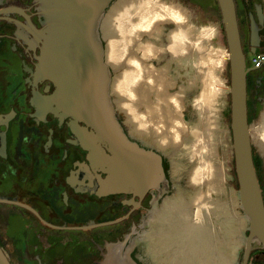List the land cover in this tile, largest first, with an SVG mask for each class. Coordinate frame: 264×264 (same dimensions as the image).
I'll return each mask as SVG.
<instances>
[{
    "label": "flooded vegetation",
    "instance_id": "1",
    "mask_svg": "<svg viewBox=\"0 0 264 264\" xmlns=\"http://www.w3.org/2000/svg\"><path fill=\"white\" fill-rule=\"evenodd\" d=\"M145 2L153 9L179 7L161 20L146 44L147 82L153 96L172 102L182 120L180 98L166 91L164 68L150 61L161 52L184 57L193 48L202 51L203 63L211 66L201 89L209 100L221 88L213 69L223 59L229 100L225 119L232 147L234 46L245 76L252 152L264 198V0H234V35L227 30L219 0H112L99 11L96 32L108 66L113 117L128 144L115 148L102 142L104 158L95 157L80 142L72 118L53 100L57 86L47 75L57 61L53 44L73 32L66 26L69 13L60 11L61 0H0V245L12 264H105L110 251L122 243L124 248L116 252L132 264H184L168 260L169 248L160 244L168 231V210L174 207L170 158L159 144L131 130L112 93L115 69L106 60L105 34L116 12ZM77 27L81 35L85 30ZM113 28L117 36L118 25ZM207 41L214 46H207ZM78 125L92 130L83 121ZM206 127L211 128L208 119ZM235 188V250L213 264L243 262L249 221L239 185ZM248 264H264V247L258 240L252 242Z\"/></svg>",
    "mask_w": 264,
    "mask_h": 264
},
{
    "label": "water",
    "instance_id": "2",
    "mask_svg": "<svg viewBox=\"0 0 264 264\" xmlns=\"http://www.w3.org/2000/svg\"><path fill=\"white\" fill-rule=\"evenodd\" d=\"M111 1L61 0L63 7L60 11L72 15H66V26L73 29V32L66 33L61 42L54 41L53 47H55L57 61L52 67V73L47 74L57 86V93H54L53 100L65 115L72 118V127L76 130L78 139L97 158H104L102 142L115 145V148L128 145L117 128L119 124L113 117L109 94V71L104 61L102 43L96 32L97 13L105 9ZM219 1L227 30L230 35H234L237 31L234 0ZM80 25L85 30L81 35L77 27ZM232 60L231 127L240 202L249 221V234L242 262V264H248L253 240H258L264 247V198L252 152L245 76L234 46H232ZM79 121L91 126L92 130L79 127ZM123 245L124 243L120 245L121 247L110 251L105 264H132L128 258L116 252V250H122ZM0 264H12L1 245Z\"/></svg>",
    "mask_w": 264,
    "mask_h": 264
},
{
    "label": "bare ground",
    "instance_id": "3",
    "mask_svg": "<svg viewBox=\"0 0 264 264\" xmlns=\"http://www.w3.org/2000/svg\"><path fill=\"white\" fill-rule=\"evenodd\" d=\"M178 8L171 5L153 9L145 2L143 6L138 4L125 11L121 9L116 12L115 22L105 34L106 60L115 69L112 93L119 109L124 113L131 130L159 144L171 161V176L175 187L172 194L174 207L168 210V231L164 243H160L166 249H171V245L177 243L175 230H181L186 236H198L204 231L205 214L211 206L210 197L218 183L216 157L212 147L208 150L203 146L202 128L196 126L189 130V141L176 150L175 144L181 141L185 129L184 122L172 110V102L156 100L147 82V63L144 57L146 44L155 34L161 20ZM114 25H118L117 36L113 34ZM178 179L186 187L181 192L182 198L178 197ZM182 200L190 202L193 216L190 214L192 212L184 211ZM172 257L168 254L166 258L172 260Z\"/></svg>",
    "mask_w": 264,
    "mask_h": 264
},
{
    "label": "rangeland",
    "instance_id": "4",
    "mask_svg": "<svg viewBox=\"0 0 264 264\" xmlns=\"http://www.w3.org/2000/svg\"><path fill=\"white\" fill-rule=\"evenodd\" d=\"M191 20L193 21V19ZM202 25L210 26L208 23ZM165 28H170V25L167 24ZM161 41H166L164 35L161 37ZM209 41L206 42V45L212 44L214 46ZM204 57L205 54L202 51L193 48L184 57H173L169 52H161L157 57L150 60L157 67L164 68L162 73L165 77L166 91L177 94L180 98L181 117L185 129L181 136V143L175 144L176 150L185 146L184 144L190 139V131L200 125L205 130L203 146L208 150L212 147L213 155L216 157L218 183L210 197L211 206L205 214L204 231H201L198 236H186L181 230H175L176 234H173L177 238V243H170L173 244L168 254L173 256L172 260L184 264H213L215 259L220 261L224 259L223 256H229L235 250V248L232 249V246L234 247V234L239 224L237 211L239 201L236 194L235 178H232L234 172V168H232L234 166L232 161L233 147L228 132V123L225 119L229 100L227 84L223 76L224 60L220 59L219 65L213 69L214 74L221 81V88L209 100L202 95L201 91L202 86L205 85L203 78L210 73L211 69L210 65L203 63ZM209 86L211 87V84ZM207 119L211 125L209 129H206ZM179 179L177 182L180 187L178 197L182 198L181 192L185 191L186 187L179 182ZM171 185L172 189L169 194H173L175 190L172 182ZM182 205L185 206L186 210L183 208L185 212H192L193 207L189 201L183 202L182 200ZM190 214L192 215L193 212ZM231 242L232 245L228 251L226 250V255V251L224 254L223 250L227 249ZM182 252L185 254L182 255ZM233 258L235 261V254H233Z\"/></svg>",
    "mask_w": 264,
    "mask_h": 264
},
{
    "label": "trees",
    "instance_id": "5",
    "mask_svg": "<svg viewBox=\"0 0 264 264\" xmlns=\"http://www.w3.org/2000/svg\"><path fill=\"white\" fill-rule=\"evenodd\" d=\"M233 163H234V176H235V179H236V173H235V162L233 161ZM235 182H236V185L238 184V182L235 180ZM238 187V186H237Z\"/></svg>",
    "mask_w": 264,
    "mask_h": 264
}]
</instances>
